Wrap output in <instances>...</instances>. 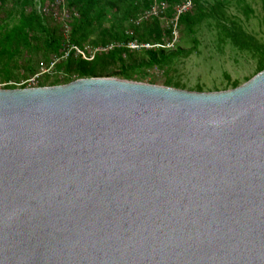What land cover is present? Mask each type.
Masks as SVG:
<instances>
[{"label": "water", "instance_id": "obj_1", "mask_svg": "<svg viewBox=\"0 0 264 264\" xmlns=\"http://www.w3.org/2000/svg\"><path fill=\"white\" fill-rule=\"evenodd\" d=\"M0 264H264V70L0 89Z\"/></svg>", "mask_w": 264, "mask_h": 264}, {"label": "trees", "instance_id": "obj_2", "mask_svg": "<svg viewBox=\"0 0 264 264\" xmlns=\"http://www.w3.org/2000/svg\"><path fill=\"white\" fill-rule=\"evenodd\" d=\"M51 1L53 0H0V17L4 15V18H0V69L2 65L6 67L9 64L11 68H15L17 74H32L38 62L33 69L31 61L22 57L24 53L35 52L44 58L59 53L60 26L51 18L43 17L36 7L37 2L45 5ZM151 1L66 0L67 7L77 13V17L72 19L71 41L80 47L125 41L129 19L149 6ZM158 1L165 5L163 17L171 18L175 7L184 0ZM262 2L264 6V0ZM191 4V9L178 18L179 30L185 33L192 32L198 20L195 16L200 19L205 17L201 0H191ZM193 8L194 12L191 11ZM134 34L140 41L156 42L169 39L171 32L165 21L153 18L135 27ZM241 36L245 40L244 35ZM236 37L237 35H233L234 40ZM255 53L259 58L260 72L264 70V47L255 49ZM172 56L167 50L134 52L116 49L108 54L96 56L91 62L71 57L58 66V70L62 71L60 77L63 79L59 84L85 78L141 81L145 78L146 71L162 67ZM9 77L10 75H6V78ZM236 87L237 84H234L233 88Z\"/></svg>", "mask_w": 264, "mask_h": 264}, {"label": "rangeland", "instance_id": "obj_3", "mask_svg": "<svg viewBox=\"0 0 264 264\" xmlns=\"http://www.w3.org/2000/svg\"><path fill=\"white\" fill-rule=\"evenodd\" d=\"M201 2L205 17L200 19L195 16L198 20L191 33L179 30L175 49L167 51L169 55H173L169 61L162 67L146 71V76L141 81L132 82L186 92L210 93L232 90L234 84L241 86L259 73V58L255 49L264 47L262 0ZM191 11L194 12V8ZM0 18H4V15ZM233 35H237L235 40ZM51 56L44 58L41 54L29 52L24 53L22 57L30 60L34 69L37 62L47 60ZM3 67L4 65L0 69V89L20 88L17 84L31 75L17 74L15 68H11L9 64L4 67L8 70L7 74ZM6 75L10 77L6 78ZM62 80L60 75L44 76L39 84L42 87L62 85L59 84Z\"/></svg>", "mask_w": 264, "mask_h": 264}, {"label": "built area", "instance_id": "obj_4", "mask_svg": "<svg viewBox=\"0 0 264 264\" xmlns=\"http://www.w3.org/2000/svg\"><path fill=\"white\" fill-rule=\"evenodd\" d=\"M36 7L43 17H49L59 24L61 48L59 53L52 55L49 59L39 61L36 65L35 73L17 84L20 88H37L40 87L39 83L42 77H50L53 75L61 76L62 71L58 70V66L71 57L91 62L96 56L108 54L116 49H124L134 52L148 50H174L179 39L178 18L180 15L189 11L191 8V0H185L183 3L176 6L171 18L163 17L165 11V5L163 3L158 0H152L149 6L129 19V27L125 31V41H114L104 45H86L83 47L75 45L71 41L72 19L77 17V13L67 7L66 0H53L45 5L37 2ZM153 18L165 21L171 32L170 38L156 42L140 41L134 34V28Z\"/></svg>", "mask_w": 264, "mask_h": 264}]
</instances>
